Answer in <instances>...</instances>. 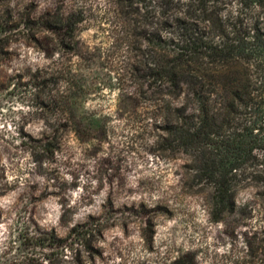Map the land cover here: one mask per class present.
I'll use <instances>...</instances> for the list:
<instances>
[{
	"label": "rangeland",
	"instance_id": "374dc122",
	"mask_svg": "<svg viewBox=\"0 0 264 264\" xmlns=\"http://www.w3.org/2000/svg\"><path fill=\"white\" fill-rule=\"evenodd\" d=\"M125 9L122 0H0V107L15 101L30 109L13 121L19 144L0 136V159L8 163L0 164V181L6 171L17 174L0 184V196L17 193L6 218L16 212L10 235L19 248L7 264H170L182 256L184 264H264V194L241 183L228 194L233 205L211 219L217 194L193 177V152L160 143L158 109L169 88L144 77L151 26ZM67 17L74 37L63 45ZM35 71L62 91L66 121L59 127L43 105L49 89L30 86ZM30 124L38 127L26 131ZM45 136H57L55 151L41 148ZM88 216L98 225L86 240L28 245L43 232L63 238ZM223 247L228 251H216Z\"/></svg>",
	"mask_w": 264,
	"mask_h": 264
},
{
	"label": "trees",
	"instance_id": "16d2710c",
	"mask_svg": "<svg viewBox=\"0 0 264 264\" xmlns=\"http://www.w3.org/2000/svg\"><path fill=\"white\" fill-rule=\"evenodd\" d=\"M122 4L125 14L134 11L151 26L141 52L144 77L156 89L169 88L170 99L157 105L165 121L159 141L165 149L193 152V177L217 194L211 219L219 221L221 207L233 205L228 194H235L241 183L264 194V0H122ZM30 21L22 23L29 28ZM68 22L67 17L60 26L63 45L74 37L75 21ZM29 79L38 92L49 89L43 105L51 110L52 126L59 127L66 118L57 80L40 77L38 71ZM56 137L38 142L44 151L53 152ZM97 225L88 216L72 223L63 238L43 232L28 238V245L40 241L68 247L86 240ZM183 260L174 258L170 264H184Z\"/></svg>",
	"mask_w": 264,
	"mask_h": 264
},
{
	"label": "clouds",
	"instance_id": "9594fccd",
	"mask_svg": "<svg viewBox=\"0 0 264 264\" xmlns=\"http://www.w3.org/2000/svg\"><path fill=\"white\" fill-rule=\"evenodd\" d=\"M9 109H11V113H9ZM30 109L26 108L23 104L16 103L15 101L12 104H7L6 107H0V136H4L8 140H12L15 144H19L20 140L18 138L17 126L13 122L18 121L20 119L18 112H29ZM5 114L9 115V118H5ZM42 124V122H40ZM33 127H38L36 125H28L26 131H32ZM15 138V139H14ZM3 143V140H0V144ZM24 159H28L27 154H25ZM0 164H4L5 168L7 169L8 163L7 159H0ZM31 166V165H30ZM21 167H23V161H21ZM6 181H0L2 183H9L11 184L17 178V174L13 172H5ZM23 179V177H21ZM71 179V177H68ZM16 192H9L6 195L0 196V209L5 210V214L0 216V264H7V261L12 260L17 256V253L14 249L19 248V243L16 241V235H10V226H13V221L16 219V212H12L11 218H6L7 213L11 211V207L15 202ZM50 220L54 223V219L49 217ZM48 220L43 221L42 223H47ZM222 227V225H220ZM118 235H122L121 233H117ZM9 249L7 256H4L5 250ZM216 251L220 253L227 252V247L219 248ZM135 255V253H134ZM144 255H151L149 253H143ZM71 252H65L64 259L70 260L71 259ZM47 264V261L44 262ZM99 264V262H98ZM116 264H119V260L117 259Z\"/></svg>",
	"mask_w": 264,
	"mask_h": 264
}]
</instances>
